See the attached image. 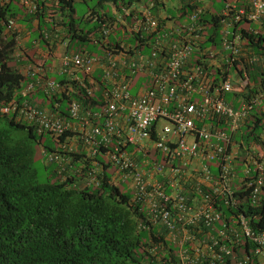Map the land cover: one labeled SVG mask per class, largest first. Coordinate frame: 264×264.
Masks as SVG:
<instances>
[{
	"label": "built area",
	"instance_id": "2783aa9c",
	"mask_svg": "<svg viewBox=\"0 0 264 264\" xmlns=\"http://www.w3.org/2000/svg\"><path fill=\"white\" fill-rule=\"evenodd\" d=\"M21 3L28 12L38 10L37 0ZM153 5L154 0L143 4V24L127 25L137 34V42H144L141 47L121 40L119 47H109L101 55L66 49L59 59L65 81L45 76L39 63H28L25 72L30 80L20 91L22 99L4 104L0 111L14 112L16 120H26L57 138L60 151L44 154L59 172L67 171L70 152H76L81 165L90 162L81 180L96 183L102 162L95 156L100 155L107 170L113 168L111 179L128 183L131 199L147 212L139 227L156 230L155 240L146 245L152 259L145 264H264V228L249 223L264 182V145L258 149L251 143L240 150L234 139L249 109L262 100L263 92L242 95L251 85L246 64L261 55L248 52L240 32L231 29L232 21L243 16L261 21L264 0H249L247 10L226 3L222 12L231 16L218 24L221 50H207L209 58L224 53L219 77L205 68L203 58L189 64L207 25L197 24L200 7L189 14V24L166 28L157 24ZM15 23L10 17L6 26L13 31ZM117 26L104 22L101 32L107 37ZM43 36L48 38L49 33ZM97 67L98 78L91 75ZM126 70L149 80L132 92ZM77 85L87 94L101 87L100 108L72 99L68 115L61 116L58 101L49 107L26 97L35 86L50 96L77 91ZM230 91L238 95L239 105L226 100ZM161 119L172 126L160 124ZM62 133L66 135L59 139ZM152 148L165 160H151L147 150ZM76 170L83 172L81 167Z\"/></svg>",
	"mask_w": 264,
	"mask_h": 264
},
{
	"label": "trees",
	"instance_id": "16d2710c",
	"mask_svg": "<svg viewBox=\"0 0 264 264\" xmlns=\"http://www.w3.org/2000/svg\"><path fill=\"white\" fill-rule=\"evenodd\" d=\"M11 1L0 0V107L12 100H21L23 96L20 91L28 82L27 79L30 80L27 73L24 74L19 69L24 64L21 65L22 62L13 57L17 31L8 29L6 22L10 17H18V9L10 5ZM104 1L112 2L118 14L99 12L93 8L87 16L74 17L72 0H59L60 9H68L69 13L68 21L63 24V38L67 39V49L96 55L94 50L97 45L105 51L109 47H119L121 40L136 47L144 44L141 40L137 42V34L129 31L127 25L141 14L136 11L135 6L138 3L147 5L150 0H98L96 4L102 5ZM197 1H180L183 3L182 7L188 9V18L191 11L199 6ZM162 3L164 0H154L151 7L153 14H156ZM248 5L243 8L247 10ZM29 14L37 15L38 10ZM228 16L231 14L206 12L200 7L196 21L207 25L202 31L203 38L199 41L198 49L210 42L220 44L218 24H223V17ZM163 19L159 18L157 24H162ZM243 20L252 21L243 16L231 24L236 27ZM82 22L92 24L83 26ZM104 22L118 24L107 37L101 32V24ZM238 30L245 45L252 46L253 51L262 55L255 63L246 64L251 85L242 95L263 92V96L261 102L253 104L249 109L239 131L234 134V139L240 150L248 148L251 143L260 149L264 145V34L241 26ZM206 62L203 63L207 69ZM234 66L238 68L237 61ZM126 72L130 76L132 92L146 83L141 73L129 70ZM55 79L65 81V78L59 76ZM73 84L75 85L74 82ZM77 87V91L49 96L40 86H35L26 97L41 106H45L49 100L50 105L58 101L61 116L68 115V103L72 99L78 98L86 105L100 108L101 87H97L93 94H87L80 85ZM226 100L228 101L227 98ZM214 121L218 120L215 118ZM13 130L26 131V135L17 137L12 133ZM44 132L51 134L49 131H37L26 120H16L14 112L0 111V264H145L147 260H151L146 245L149 240H155L156 230L152 227H139V222L145 220L146 209L131 199V189L123 191L111 179L113 168L107 170L108 163L104 162L102 156H95L102 162L96 183L86 184L81 180L84 171L90 167V162L86 161L84 166L75 162L79 154L72 151L66 172H59L57 164L49 162L51 165L46 178H37L32 166L29 141L34 139L41 143L40 137ZM65 135L66 133H62L58 137L62 139ZM42 145L43 154L58 149L57 144ZM127 149L131 150L133 146L128 145ZM151 152L152 149L147 150L151 160H165L163 156L157 157ZM240 166L241 162L237 164V170ZM78 167L83 172L76 170ZM239 193H246V189L239 190ZM225 208L232 210L229 206ZM252 209L255 214L254 217L250 215L249 223L255 228H264V182L260 198Z\"/></svg>",
	"mask_w": 264,
	"mask_h": 264
},
{
	"label": "crops",
	"instance_id": "0c3cea01",
	"mask_svg": "<svg viewBox=\"0 0 264 264\" xmlns=\"http://www.w3.org/2000/svg\"><path fill=\"white\" fill-rule=\"evenodd\" d=\"M74 1L75 0H72L73 6H74ZM222 1L223 2L221 7L218 10H216L218 12L223 11L224 6L227 2L232 3L234 6L237 7H243L244 5H248L249 2V0H222ZM197 2L199 3V6L202 7V9L206 12H213L215 10L213 8V0H198ZM37 3H38V14L34 16H32V14H29L25 6L21 3V0H12L10 3V5L14 9L16 8L18 9V17L15 18V22H16L15 29L17 33L15 37V47L13 50V57L16 60H20L22 62L21 65L24 64L23 67L19 68L21 69V72H23L24 74L26 73L25 72L26 64L39 63L41 64V68L45 76L52 77L51 75H54L52 78L54 77L56 78V76H59L64 79L67 77V75L59 71L60 69L59 59L62 53L67 48L66 47L67 43L65 44V42L67 41L65 40V38H63L65 34V27L63 26V24H65L64 22L68 21L69 18L68 9H60L59 0H37ZM182 5L183 3L180 2L179 0H164V3L159 5L157 12L155 14V18L157 20H159V18L161 19L164 18L161 22L162 24H165L166 28H173L175 24H189L190 21L188 18V13H189L188 9L186 8L184 9ZM142 7L143 4L138 3L135 6L136 11L141 13ZM92 9L93 8L88 7V11L85 14V16H87ZM110 13H113L114 15L118 14L116 12V8L114 5ZM73 16L77 17L74 12H73ZM140 16L141 14L135 20H133L131 24H143L142 22H140ZM240 26L249 28L251 30L253 29L254 31H259L262 34H264V18L261 21L243 20L236 27H234L233 25L231 29L239 31L238 28ZM45 31L49 33L47 40L44 39L45 37L43 36V32ZM244 41L245 40H243V45L247 48L248 52L251 51L255 52L253 51L252 46L245 45ZM209 48L214 50L215 49L221 50L220 44H214V43L212 44V42H210L209 44H203L202 49L196 48L193 51L189 64H195L199 62L200 59L203 58V60L207 61L206 67L209 71L212 72V75L214 77L219 76L218 69L220 70V65H221L220 63L224 64V56H223L224 53L221 51L219 58L217 56L215 58L213 56L209 58V55L207 54V50ZM144 51H148V50L145 48ZM104 52L105 51H102L101 53H97L96 55H101ZM78 74H82V73L78 72ZM100 74H101V68L97 67L94 69L91 75L94 77L96 76L99 77ZM142 75L145 81L149 80L148 76L144 74ZM28 76L30 78V75ZM28 80L29 79H27V81ZM225 97L228 99L229 102L233 104L236 105L240 104L238 95L232 91L227 92ZM49 101H46L45 106H49V107L52 106L50 105ZM143 157L144 156L142 155L141 152L138 153V158H140V160ZM75 162L80 163V161L78 160Z\"/></svg>",
	"mask_w": 264,
	"mask_h": 264
},
{
	"label": "rangeland",
	"instance_id": "374dc122",
	"mask_svg": "<svg viewBox=\"0 0 264 264\" xmlns=\"http://www.w3.org/2000/svg\"><path fill=\"white\" fill-rule=\"evenodd\" d=\"M97 1L98 0H75L74 1V7H75L74 13H75V15L77 17L85 16V14L88 11V7L95 8L99 12H102V11L111 12L112 11V8H113L112 2L104 1L102 5H97L96 4ZM222 2H223L222 0H213V8L215 9L214 11L218 10L221 7ZM90 24H92V23L91 22H82L83 26H87ZM127 35H129L128 32H127ZM88 45L90 46V44H88ZM95 47H96V49L94 50V53H101L103 51L99 47V45H97ZM51 76L53 77L54 75H51ZM159 123L164 124L165 126H167V128H170L172 126V124L170 122L163 120V119L159 120ZM12 133L15 134V136H17V137H22V136L26 135V131H23V130H13ZM40 138H41L42 144L48 143L51 145H56L58 143V140L56 139V137L52 136L51 134H49L47 132H44ZM29 142H30L31 148H32V152H31L32 166L36 171L37 178L39 180H43L46 178L48 168L51 165V163H49L45 160V157L43 154L44 147L41 143H39L38 141H36L34 139H30ZM151 154L157 155V157L162 156V154L158 153L155 148H152ZM118 184H119L120 189L123 191H127L130 189L129 185L126 181L125 182L119 181Z\"/></svg>",
	"mask_w": 264,
	"mask_h": 264
},
{
	"label": "clouds",
	"instance_id": "9594fccd",
	"mask_svg": "<svg viewBox=\"0 0 264 264\" xmlns=\"http://www.w3.org/2000/svg\"><path fill=\"white\" fill-rule=\"evenodd\" d=\"M67 49V48H66ZM254 217V216H253Z\"/></svg>",
	"mask_w": 264,
	"mask_h": 264
}]
</instances>
